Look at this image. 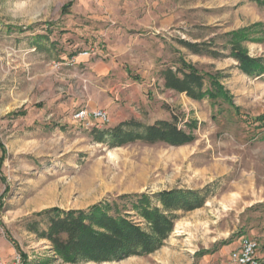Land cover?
Listing matches in <instances>:
<instances>
[{
	"label": "rangeland",
	"instance_id": "374dc122",
	"mask_svg": "<svg viewBox=\"0 0 264 264\" xmlns=\"http://www.w3.org/2000/svg\"><path fill=\"white\" fill-rule=\"evenodd\" d=\"M178 40L212 43L219 56L193 55ZM232 47L264 60V7L248 0H0V264H21L18 253L23 264H70L26 231L33 214L177 188L203 191L207 200L180 214L157 251L101 264H234L230 254L242 237L262 242L264 61L247 76ZM179 58L213 77L219 97L194 101L165 89L160 73ZM94 108L111 122L72 120ZM171 116L185 131L196 122L192 143L97 141L98 132L129 120L148 125Z\"/></svg>",
	"mask_w": 264,
	"mask_h": 264
},
{
	"label": "trees",
	"instance_id": "16d2710c",
	"mask_svg": "<svg viewBox=\"0 0 264 264\" xmlns=\"http://www.w3.org/2000/svg\"><path fill=\"white\" fill-rule=\"evenodd\" d=\"M248 1L264 7V0ZM178 44L193 55L219 56L211 49L212 43L178 40ZM230 57L247 76L257 74L264 61L251 58L235 47H232ZM160 76L165 89L185 94L194 101L204 98L215 100L220 95V86L213 77L197 71L180 58L174 68L163 69ZM20 115L24 114L21 112ZM257 121L260 131L264 120L261 117ZM186 127L188 131L179 128L175 116L169 120H155L148 125L129 120L106 132H98L96 137L99 143L107 139L114 147L132 143L181 147L193 142L191 130L195 129L196 122L192 120ZM206 200L203 191L179 188L152 195H122L84 210H43L28 218L24 227L38 239L46 240L54 255L65 263L101 264L147 256L157 251L172 233L180 214L203 207ZM133 217L141 222H135ZM18 255L23 264V256Z\"/></svg>",
	"mask_w": 264,
	"mask_h": 264
},
{
	"label": "built area",
	"instance_id": "2783aa9c",
	"mask_svg": "<svg viewBox=\"0 0 264 264\" xmlns=\"http://www.w3.org/2000/svg\"><path fill=\"white\" fill-rule=\"evenodd\" d=\"M87 56L85 52L81 54ZM72 120L84 125L90 124L91 121L102 125H107L111 122L109 115L104 110L80 109L72 114ZM259 135L264 138V127L260 129ZM230 259L234 264H264V239L262 242L258 240L242 237L237 245V248L230 254Z\"/></svg>",
	"mask_w": 264,
	"mask_h": 264
},
{
	"label": "crops",
	"instance_id": "0c3cea01",
	"mask_svg": "<svg viewBox=\"0 0 264 264\" xmlns=\"http://www.w3.org/2000/svg\"><path fill=\"white\" fill-rule=\"evenodd\" d=\"M117 86H119V84L117 85ZM114 88H116V86L114 87ZM87 110H89V111H93V110H102V109H97V108H94V109H87Z\"/></svg>",
	"mask_w": 264,
	"mask_h": 264
}]
</instances>
